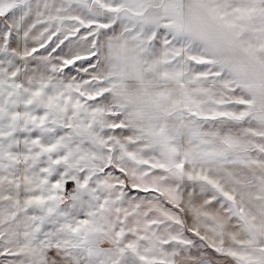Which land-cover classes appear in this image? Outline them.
<instances>
[{
    "label": "snow or ice",
    "instance_id": "6c2138e0",
    "mask_svg": "<svg viewBox=\"0 0 264 264\" xmlns=\"http://www.w3.org/2000/svg\"><path fill=\"white\" fill-rule=\"evenodd\" d=\"M0 264H264V0H0Z\"/></svg>",
    "mask_w": 264,
    "mask_h": 264
}]
</instances>
